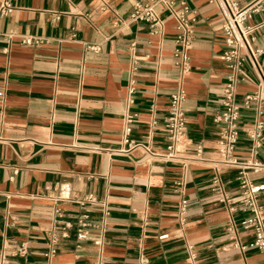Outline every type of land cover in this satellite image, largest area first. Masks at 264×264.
<instances>
[{"label":"crops","instance_id":"obj_1","mask_svg":"<svg viewBox=\"0 0 264 264\" xmlns=\"http://www.w3.org/2000/svg\"><path fill=\"white\" fill-rule=\"evenodd\" d=\"M7 1L12 10L0 17V254L27 242V254L9 256L10 264H96L95 240L102 235L105 264H192L188 245L197 264H264L252 230L239 224L242 206L221 202L215 190L218 174L229 195L240 194L237 166L221 163L217 154V117L232 72L223 59L218 3L175 0L196 17L191 43L177 56L171 14L161 10L157 29L131 19L134 4L147 0ZM240 3L258 6L245 25L264 19V0ZM27 35L40 43H22ZM251 37L264 73V27ZM238 75L240 99L258 88L259 77L248 59ZM178 91L193 142L183 152L189 159L165 161L129 147L123 140L128 115L132 139L155 154L166 151L165 118ZM257 118L264 112H242L238 159L253 153L246 131ZM197 143L204 146L200 157ZM256 155L264 160V136ZM249 178L262 180L254 172ZM91 192L107 203L105 213L74 201ZM183 200L189 206L181 221ZM258 200L264 215V193ZM87 209L98 227L80 242L71 228L52 255L47 232L75 224Z\"/></svg>","mask_w":264,"mask_h":264},{"label":"built area","instance_id":"obj_2","mask_svg":"<svg viewBox=\"0 0 264 264\" xmlns=\"http://www.w3.org/2000/svg\"><path fill=\"white\" fill-rule=\"evenodd\" d=\"M209 2H217L219 13L221 16V28L223 39V59L232 68L231 74L223 86V109L217 117L221 123L217 154L220 156V162L237 166L240 194L233 197L228 194L224 188L218 174L214 176L215 190L218 192L219 200L227 205L234 206L236 203L241 205L245 216L240 220L245 228L252 230L254 239L253 247L264 252V215L263 207L258 197L264 193V160L257 157L256 151L261 146L264 136V119L257 118L251 128L246 131V135L253 143V153L247 159H238L235 156L238 141L241 137V115L244 110L255 109L259 113L264 112V73L260 68L259 55L261 50L252 47L251 33L257 29L264 27V19L253 26L245 25V21L251 17L252 13L258 10L256 3L247 6H241L240 0H208ZM12 10V4L4 0L0 4V17L7 16ZM161 10L167 11L175 20L178 29L176 42L178 49L176 55L180 56L183 50L190 45L196 17L191 7L182 2L180 6H176L175 0H147L145 2L138 1L134 4L130 17L132 20L143 21L150 25L152 29L162 26L163 20ZM24 44H39L40 40L34 36L27 35L22 39ZM96 48V46H94ZM245 59H248L252 66L257 70L259 77L258 88L245 94L242 98H238L237 84L240 81L239 72ZM184 70H189L187 61H184ZM184 94L182 91L171 94L169 100V108L165 118V135H166V151L162 154H155L150 146L136 141L131 138L132 126L131 116L126 118V125L123 129V140L129 147H143L152 155H158L165 161H175L180 159H189L183 155L185 149L192 145L191 139L187 136L186 115L183 109ZM197 157H200L204 151V146L197 143L194 147ZM219 168L216 167L218 172ZM259 173L262 180L253 181L249 178V173ZM80 206L85 208H101L102 212H106L107 203L101 200L97 194L91 192L74 199ZM189 203L183 200L179 206V218L185 220ZM237 223L232 221L230 232L237 235ZM75 228V237L77 241H83L88 238L90 230L98 227V223L93 222L90 218L89 209H87L76 221L75 224L66 222L63 226L55 225L46 235V242L49 252L55 255L60 245L66 239L70 238V229ZM167 235H162L161 238ZM100 250V258L96 264H105L102 256L103 237L99 236L95 240ZM235 246L241 251L245 250L244 244L238 240ZM187 251L192 264H197V253L191 245L187 246ZM28 252V243L22 242L18 247L9 249L3 248L0 254V264H10L9 256H25Z\"/></svg>","mask_w":264,"mask_h":264}]
</instances>
